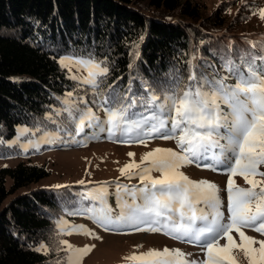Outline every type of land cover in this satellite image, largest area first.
Here are the masks:
<instances>
[{"label": "snow or ice", "instance_id": "6c2138e0", "mask_svg": "<svg viewBox=\"0 0 264 264\" xmlns=\"http://www.w3.org/2000/svg\"><path fill=\"white\" fill-rule=\"evenodd\" d=\"M258 15L264 21V9ZM194 60L195 57L187 62V84H183L181 77L174 76L171 84H161L159 91L143 81L142 92H133L129 86L121 94L115 87L110 86L107 92L102 87L110 71L105 61L91 56L61 57L57 62L62 68L71 72V67L76 66L77 70L86 71L83 80L78 81V77L71 74L69 79L91 91L92 103L104 112L105 118L100 119L83 97L76 98L70 91L58 98L62 108L56 110L57 115L65 119L52 120L54 130L23 128L18 129V133L25 136L40 133L46 144L60 142L61 133L73 139L81 136L99 139L106 133L112 142L145 146L154 139L174 140L178 151L156 148L141 158V163L147 166L129 163L119 169L122 177L138 178L140 185L118 182L113 185L118 215L108 203L107 184L78 193L77 206L66 210V214L91 219L106 231H118L126 226L136 232L160 233L199 247L204 253L202 261H189L179 249H150L126 257L132 264H235L232 232L239 235L248 264H264V241L254 240L244 232L251 229L264 235V170H261L264 167V68L247 64L245 73L234 61L226 60L224 70L237 81L233 86L225 82L229 76L211 80L197 77ZM224 107L228 111H224ZM88 130H91L90 135ZM16 142L19 143V139ZM80 142L84 144L86 140ZM0 143L4 141L0 139ZM37 143L39 140H28L27 145L22 146L23 151L27 152L29 146ZM128 155L132 157L134 153ZM186 166L209 168L228 175L227 216L218 186L206 180H191L180 171ZM153 172H158L159 177L154 178ZM237 175L250 187L236 186L233 177ZM79 184L85 182L82 180ZM61 223L66 222H57L60 235L91 236L83 225H66L61 229ZM225 237L227 243L219 246L218 242ZM59 243L64 245L62 240ZM254 244H259V248L252 247ZM36 250L46 251V246L41 245ZM63 250L66 258L58 264H80L91 248L75 249L65 245Z\"/></svg>", "mask_w": 264, "mask_h": 264}, {"label": "trees", "instance_id": "16d2710c", "mask_svg": "<svg viewBox=\"0 0 264 264\" xmlns=\"http://www.w3.org/2000/svg\"><path fill=\"white\" fill-rule=\"evenodd\" d=\"M234 32L218 9L203 17L194 0H0V139H10L21 125L54 130L52 120L65 119L57 115L58 98L70 91L99 117L104 114L92 103L91 91L69 79L57 62L61 57L105 61L110 69L105 92L112 86L123 94L131 86L139 93L143 81L159 91L174 76L187 84V62L193 57L197 77L210 80L229 76L226 60L245 73L247 64L264 68V36ZM225 82L237 81L229 76ZM82 138L61 133L60 141L75 145ZM100 138L107 139L106 133ZM15 154L0 143V157ZM47 175L43 167L25 163L0 168V264H56V255L36 249L52 236L59 238L56 222L77 206L86 186L14 194ZM126 182L134 186V180Z\"/></svg>", "mask_w": 264, "mask_h": 264}, {"label": "rangeland", "instance_id": "374dc122", "mask_svg": "<svg viewBox=\"0 0 264 264\" xmlns=\"http://www.w3.org/2000/svg\"><path fill=\"white\" fill-rule=\"evenodd\" d=\"M194 1L201 6L203 17L210 15L215 9H218L221 19L226 24V28L233 29L235 31L234 33L248 35L254 39L264 36V21L258 15L260 10L264 9V0ZM62 69L68 77L70 74L78 77V81L83 80L87 75L86 71L83 69L77 70L76 66L71 67V72L68 68ZM100 117L104 119L105 114H101ZM23 128L35 130L23 125L16 128L15 134L4 142V146L9 149L13 148L16 154L14 156L0 157V168L14 167L19 163H25L43 167L48 172V175L26 188L19 189L14 194L31 189H47L55 188L58 185L79 184V181L82 180L86 186L83 192L95 188L100 184H107L110 194L108 203L116 215L119 214V208L117 207L116 198L113 195L115 192L113 185L118 182L130 186V184H127V180H134V186L140 185L138 178L127 179L126 177H122L119 169L129 163H135L141 165V167L147 166L146 163H141V158L156 148L178 151L174 140L163 139H154L148 142L147 146L139 143H116L106 138H100L99 141H95L94 139H87V137L81 139L86 140L84 144L80 141L75 145L61 141L55 144H46L40 138V133H36L35 135L29 133L26 136L18 133V129ZM17 139H19V143L16 142ZM30 139L39 140V143L34 147L29 146L28 151L25 152L22 146L27 145V141ZM9 144L12 146H9ZM36 148H39V151ZM128 153H134V156L130 157ZM261 170H264V167ZM180 171L193 181L206 180L217 185L220 190L219 196L223 202V211L225 212V216H227V174L222 171H213L209 168L197 166L182 167ZM151 174L154 178L159 177L158 172ZM233 179L236 186L245 189L250 187L239 175L233 177ZM256 179H260V177H256ZM9 186L10 180L7 179L6 187L9 188ZM13 196H8L7 200ZM60 220L66 222L59 225L61 229H64L66 225H83L91 233V236L58 234V238L51 235L54 238L50 237L48 242L42 245L46 246V252L49 251L51 255H56V259L54 260L56 264L61 259L60 257L67 255L66 251L63 250L65 245H71L75 249H84L86 246L91 248V251L80 260V264H132L126 257L134 253H144L150 249L163 250L165 247L170 250H181L186 254V259L189 261H202L204 259V253L199 247L178 242L160 233L136 232L126 226L120 228L118 231H106L91 219L79 216L72 217L68 215L58 221ZM244 232L245 235L254 240L264 241V235L254 230L244 229ZM230 234L233 236L235 244L232 249L235 264H248V259L244 254L239 235L236 232ZM61 240L64 241V245L59 243ZM218 243L219 246H223L227 243V238H221ZM252 247L258 249L259 244H254Z\"/></svg>", "mask_w": 264, "mask_h": 264}]
</instances>
